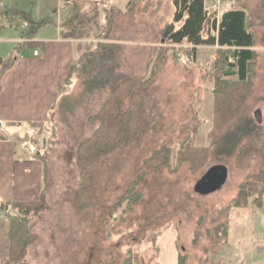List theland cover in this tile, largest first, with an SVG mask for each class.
<instances>
[{"label": "rangeland", "instance_id": "obj_1", "mask_svg": "<svg viewBox=\"0 0 264 264\" xmlns=\"http://www.w3.org/2000/svg\"><path fill=\"white\" fill-rule=\"evenodd\" d=\"M1 1H14L21 9L20 24L25 19L29 24L26 31L16 24L0 31V58L33 50L32 44L22 42L21 48L5 38H21L26 32L49 34L62 23L67 34L82 37V53L87 45H109L100 49L99 74L112 68L116 75L103 88L88 91L82 90L81 75L76 76L66 86L67 97L52 107L50 118L32 138L37 148L45 143L47 147L42 202L29 214L36 237L25 259L34 264H125L133 253L132 264H176L180 257L184 264L247 261L254 205L244 203L239 185L262 166L259 148L264 131L261 138L242 136L233 145L246 130L242 115L264 124V0L246 1L255 22L256 46L263 48L249 83L241 88L239 115L217 127L213 120V87L215 75L221 72L215 65L217 45H200L195 59H190L189 51L173 52V43L163 41L161 31L173 20L174 0ZM227 4L220 1L217 13ZM125 78H131L133 89L142 95L136 133L84 162L96 197L81 209L75 197L81 176L79 143L100 124L90 115ZM162 142L172 146V166L182 143L207 146L205 163L197 170H191L188 160L176 170L155 168L146 158ZM220 163L226 165L227 175L218 185L221 170L210 167ZM134 180L138 181L135 190L143 194L130 205L126 196L133 192L126 190ZM237 197L240 203L235 204Z\"/></svg>", "mask_w": 264, "mask_h": 264}, {"label": "trees", "instance_id": "obj_2", "mask_svg": "<svg viewBox=\"0 0 264 264\" xmlns=\"http://www.w3.org/2000/svg\"><path fill=\"white\" fill-rule=\"evenodd\" d=\"M64 1L70 3L72 0ZM221 1H226L228 4L218 14L216 9L212 10L207 7L205 0H174L173 20L167 22L161 31V39L173 43V52L178 55V51H184V53L189 51L190 59H195L200 45H217L219 56L215 65L221 68V72L215 75L213 87V120L216 127L232 121L235 116L239 115L240 105L244 99L241 88L244 89L249 83L251 68L259 55L255 48L256 39L253 28L255 22L246 3L247 0ZM20 11L19 6H7V4L0 2V30L13 24L20 26L18 18ZM27 34L29 35V33ZM29 43H33V41ZM181 43H187L189 46L175 45ZM96 44L95 47H90L86 43L87 48L72 64L70 74L65 79L64 84L62 83L60 91L66 83L71 81V76L74 74L76 76L81 75V82L84 86L82 90L86 91L103 88L113 81L111 79L116 75L112 68L108 72L102 70V74H99L103 66L100 63L103 61L100 60L102 57L100 49L109 45ZM181 48L183 49L181 50ZM12 62L11 60L6 62L5 67L10 66ZM87 66H90V71L87 70ZM131 80V78H125L116 82L113 86L112 95L95 113L90 115L93 119L100 120L99 126L79 143L77 162L80 164L81 176L75 197L81 209L88 208L94 203L96 197L90 171L84 162L98 157L102 152L113 149L136 133L135 128L139 119L142 95L133 89ZM66 97L67 95H64L61 99ZM242 116L245 117L246 130L233 146L237 145L242 138H249L252 135L261 138L264 131L263 123H257L254 118L247 114ZM33 124L38 131L44 126L43 122ZM131 128L134 130L131 131ZM1 136L4 134L0 133ZM245 144V147L248 146L247 143ZM260 144L259 152L263 157L262 166L258 172L248 175L247 180L239 185L238 193V195L245 197L244 203L259 207L264 204V138ZM46 147V143L39 145L34 155L44 160ZM207 150V146L182 143L177 151L176 165L172 166V146L162 142L153 149L146 161L155 168L167 167L170 170H176L183 161L188 160L191 164V170H197L205 163ZM137 184V180L132 181L126 190V193L133 192L126 196L130 205L135 199H140L143 194L141 190H135ZM238 197L234 199L235 204L240 203ZM248 198H251V201ZM41 202L42 200L39 198L12 203L13 208L8 211L10 224L9 254L0 264H34L25 259L29 243L36 237L30 228L29 214L32 210L39 208ZM119 204L121 203H116L118 206ZM132 255L133 253L128 254L125 264H132ZM176 264H184V259L178 258Z\"/></svg>", "mask_w": 264, "mask_h": 264}, {"label": "crops", "instance_id": "obj_3", "mask_svg": "<svg viewBox=\"0 0 264 264\" xmlns=\"http://www.w3.org/2000/svg\"><path fill=\"white\" fill-rule=\"evenodd\" d=\"M215 1L205 0L210 9ZM0 2L17 6L14 1ZM65 27L60 23L49 34L38 31V34L28 35L26 32L21 38H5L17 41L21 48L22 42L28 44L33 41L29 44L39 52H14L9 59L0 58V133L4 134L0 137V262L9 254L8 211L13 208L12 203L37 200L43 189L44 161L23 143L22 133H14V127L46 122L52 107L68 94L65 90L69 87L66 86H71L76 77L75 74L71 76V81L60 91L72 64L83 50L82 37L67 34ZM23 30L26 31L25 28ZM24 37L28 40L23 41ZM255 48L260 53L263 47ZM10 58L12 64L5 67ZM250 209L251 246L248 259L243 264H264V206L254 205Z\"/></svg>", "mask_w": 264, "mask_h": 264}, {"label": "built area", "instance_id": "obj_4", "mask_svg": "<svg viewBox=\"0 0 264 264\" xmlns=\"http://www.w3.org/2000/svg\"><path fill=\"white\" fill-rule=\"evenodd\" d=\"M219 6V0H217V1H215L213 4H212V10L213 9H216V7H218ZM29 24V22H28V20H24L22 23H21V27L22 28H26V26ZM23 41H26V40H28L26 37H24L23 39H22ZM33 52H34V54H37L39 51H38V49L36 48V49H34L33 50ZM15 129H23V132L24 133H22L23 134V137H24V141H23V143L24 144H27L28 145V147L30 148V149H33V150H37V144L35 143V142H33L32 141V138L35 136V134L37 133V127L35 126V125H23V124H20V125H16L15 127H14ZM30 140H31V142H30ZM2 213H5V211H2Z\"/></svg>", "mask_w": 264, "mask_h": 264}, {"label": "water", "instance_id": "obj_5", "mask_svg": "<svg viewBox=\"0 0 264 264\" xmlns=\"http://www.w3.org/2000/svg\"><path fill=\"white\" fill-rule=\"evenodd\" d=\"M257 113H258V110H257ZM1 121H0V125H1ZM219 168L221 170V175H220V179H221V182L218 184L220 185L223 180L226 178V175H227V167L225 164L223 163H220V164H214L213 166L210 167V171L212 170L211 168ZM203 191H208L207 188H204Z\"/></svg>", "mask_w": 264, "mask_h": 264}]
</instances>
